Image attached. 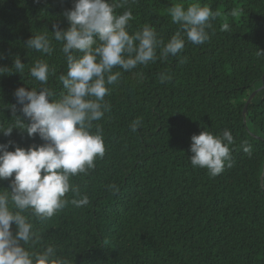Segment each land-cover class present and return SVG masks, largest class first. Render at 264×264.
<instances>
[{"label":"trees","instance_id":"obj_1","mask_svg":"<svg viewBox=\"0 0 264 264\" xmlns=\"http://www.w3.org/2000/svg\"><path fill=\"white\" fill-rule=\"evenodd\" d=\"M111 2L121 5L117 15L131 10L130 34L149 25L166 44L180 31L169 8L196 0ZM200 2L219 13L210 20L203 44L185 37L176 56L160 59L158 49L154 62L131 71L114 69L121 76L104 98L110 111L92 129H102L105 154L87 174L70 177L79 195L70 190L65 196L71 201L86 195L89 203L77 207L69 202L44 220L30 216L38 237L25 246L30 251L51 245L69 264H264V56L256 54L264 51V0ZM74 3L0 0V67L11 68L17 56L26 64L24 73L0 74L5 127L15 117L30 122L14 93L40 86L28 74L36 60H46L55 70L46 85L54 98L66 91L58 79L67 73L66 58L52 32L54 25L70 27L64 13ZM225 23L227 31L221 30ZM34 34L49 37L51 55L26 47ZM161 74L171 79L161 83ZM255 90L244 115V103ZM137 119L141 124L133 132ZM225 129L234 137L231 167L226 162L215 177L194 168L192 135L203 130L222 135ZM245 140L252 146L251 157L243 151ZM9 141L25 149L46 143L18 127L9 136L0 132V143ZM14 176L0 180V189L11 191ZM11 230L15 235L14 222Z\"/></svg>","mask_w":264,"mask_h":264},{"label":"clouds","instance_id":"obj_2","mask_svg":"<svg viewBox=\"0 0 264 264\" xmlns=\"http://www.w3.org/2000/svg\"><path fill=\"white\" fill-rule=\"evenodd\" d=\"M119 6L111 0H75L74 7L64 13L70 27L62 30L54 25L52 32L54 40L62 43L66 58L67 73L58 77L66 91L54 98V91L46 85L55 70L46 60L38 59L28 74L40 86L31 90L19 87L14 93L30 122L14 116L15 120L5 127V122L0 121V132L5 136L18 127L26 129L30 137L38 134L46 141L27 149L15 146L13 141L0 143V180L15 173L11 191L0 189V264H69L67 259L56 255L51 245L40 252L25 247L38 239L30 216L44 220L69 202L77 207L89 203L86 195L71 201L65 196L70 190L79 195L71 186L70 177L87 174L95 168L96 159L105 154L102 129L99 125L95 131L92 129L93 122L110 111L104 98L110 94L108 86L118 82L121 76L114 69L131 71L138 65L154 62L158 49L160 59H166L169 54L176 56L185 47V37L193 44H203L208 39L206 29L211 27L210 20L219 15L200 0L187 6L172 5L169 14L172 22L180 25V31L165 44L149 25L130 34L128 23L132 12L127 10L117 15L115 9ZM228 28L225 23L221 30ZM26 47L48 55L53 51L46 34H34ZM256 54L264 56V51L258 50ZM25 65L17 56L11 68L0 67V74L24 73ZM170 79L164 74L160 76L161 83ZM12 108L15 112V105ZM140 124L141 120H135L132 131ZM191 141L190 162L194 168H205L215 177L224 170L226 162L231 167L229 146L234 143L231 131L225 129L222 135H216L203 130L193 134ZM9 145L15 146V151H9ZM242 148L252 156V146L246 140L242 141ZM13 222L17 227L15 235L11 230Z\"/></svg>","mask_w":264,"mask_h":264},{"label":"water","instance_id":"obj_3","mask_svg":"<svg viewBox=\"0 0 264 264\" xmlns=\"http://www.w3.org/2000/svg\"><path fill=\"white\" fill-rule=\"evenodd\" d=\"M263 78H264V74L262 75V79H263ZM257 91H258V90L252 91V92L249 94V96H248L246 102L244 103V106H243V114H244V115H246V112H247V106H248L249 102H250L251 99L254 97V95L256 94ZM263 173H264V162H263ZM262 182H263V174L260 176V184H262Z\"/></svg>","mask_w":264,"mask_h":264}]
</instances>
